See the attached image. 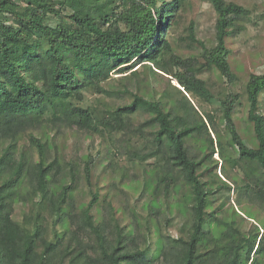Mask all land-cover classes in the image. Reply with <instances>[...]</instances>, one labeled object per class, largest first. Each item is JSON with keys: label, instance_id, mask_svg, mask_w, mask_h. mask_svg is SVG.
<instances>
[{"label": "trees", "instance_id": "16d2710c", "mask_svg": "<svg viewBox=\"0 0 264 264\" xmlns=\"http://www.w3.org/2000/svg\"><path fill=\"white\" fill-rule=\"evenodd\" d=\"M187 1L0 0V264H264V221L256 214L264 212V71L249 74L243 88L252 147L234 121L240 94L214 93L200 76L215 68L236 82L226 39L244 29L239 21L249 10L208 0L215 42L197 39L190 24L201 52L183 56L168 35ZM113 73L122 79L117 92L131 100L111 109L86 104L85 93H103ZM156 75L167 80L164 100L140 90L146 81L154 87ZM141 110L150 116L134 126L131 115ZM75 127L101 137L120 132L128 143L151 128L152 145L139 158L155 153L150 171L160 175L157 184L144 179L133 207L146 212L144 228L132 212L131 229L92 180L100 153L73 164L50 136ZM137 152L125 154L130 161ZM83 183L90 190L81 204L73 193ZM153 184L163 202L152 197ZM177 193L178 207L171 204ZM232 194L237 218L225 206Z\"/></svg>", "mask_w": 264, "mask_h": 264}, {"label": "rangeland", "instance_id": "374dc122", "mask_svg": "<svg viewBox=\"0 0 264 264\" xmlns=\"http://www.w3.org/2000/svg\"><path fill=\"white\" fill-rule=\"evenodd\" d=\"M233 1L240 4L249 10V16L247 19L241 18L240 23L244 25V29L231 37L226 39L227 47L231 50L229 55V64L232 71L237 75L238 79L236 82L229 84L226 80L221 77L219 72L212 68L210 70L203 71L200 76L207 80L214 93L219 91L227 92L232 91L234 93L240 94V99L235 105L234 109V121L239 131L241 137L245 143L249 146H255V138L252 133L251 125L247 120V103L243 88L247 81L249 74L251 73H261L264 71V0H226ZM180 15L179 22L174 24L169 30V39L173 44L174 50L177 54L188 56V55H199L201 48L197 43H192L189 31L190 24H193V29L195 37L202 40L207 46L211 47L215 42V23H216V12L212 7L210 1L208 0H188L184 10L177 12ZM178 18V17H177ZM201 59V57H200ZM202 61V59H201ZM156 75L155 86L151 88L146 82H142L140 88L141 93L151 95L155 99L164 100L161 89L167 84L164 75ZM166 76V75H165ZM119 74L113 73L112 77L103 83L105 91L103 93L97 92H86L85 93V103L99 105L101 108H114L118 105H122L131 100V95L129 93H119L118 89H122L121 81H118ZM130 83V87L133 82ZM172 84L177 85L175 80L171 81ZM260 111L264 114V93L260 96ZM194 102L197 103L195 98ZM208 108L216 107V105H209L204 103ZM217 120L220 119V111L216 108ZM150 116V113L146 111H138L131 115L134 126L139 123L145 122ZM221 123L219 122V125ZM143 136L142 135H131L130 142L128 143L125 138L122 137L120 132H110L106 133L104 137H101L97 133H84L80 128L75 127L72 130H66L64 133L55 136V132L50 134L51 137L57 141L58 147H62L64 156L67 157L73 164L78 163L81 159H84L86 154L91 153L92 155H98L96 165L92 172V180L97 179V186L102 194H107L108 197L113 201V204L123 221L130 224L132 229L134 224L131 213L137 214V222L140 226L144 228L147 223L146 212L142 210L140 204L136 208V212L133 211L135 207V195H137L141 188L143 187L144 179L147 182H156L158 176L160 175V169H154L150 171L153 166V160L156 158V154L147 156L145 159H140L139 156L142 154V146L147 145L151 147V131L150 127H144ZM224 136L227 137L224 131ZM132 147V150H138V157L128 160V154L125 152ZM62 150V149H61ZM145 150V149H144ZM146 151V150H145ZM213 157L218 159L219 156L214 153ZM117 162V163H115ZM150 162V163H149ZM221 161L219 160V165ZM145 169V170H144ZM237 175V174H236ZM220 177V173L218 174ZM222 177V176H221ZM236 177H239L238 175ZM157 184V182H156ZM153 184L151 189V195L156 198L158 202H163L162 195L159 191L153 190L156 186ZM90 185L80 184L74 191V197L78 203L84 204L89 199ZM186 193V192H185ZM235 194L231 195L229 201L225 202L226 208L229 209V217L237 218L236 215L238 207L234 203ZM147 198H151L147 195ZM176 199V200H175ZM176 204V207L182 203L181 193L174 195L171 204ZM165 204L170 200L165 199ZM102 203V197L99 200V204ZM98 204V205H99ZM142 205V204H141ZM245 207L251 210L253 213L257 209L251 207L250 204L244 203ZM177 212V211H176ZM132 213V214H133ZM256 214L260 215V218L264 221V212L258 211ZM20 211L18 207L14 209L13 216L19 217ZM174 216V215H173ZM176 216V215H175ZM246 217V216H245ZM247 219H249L247 217ZM243 226L248 225V221L241 220ZM253 220V219H249ZM177 219L174 220L170 227V230L175 233L178 229ZM221 227H219L220 229ZM158 234L154 235V240L156 242ZM156 238V239H155ZM153 244V243H152ZM157 243L153 244L154 253H157Z\"/></svg>", "mask_w": 264, "mask_h": 264}, {"label": "clouds", "instance_id": "9594fccd", "mask_svg": "<svg viewBox=\"0 0 264 264\" xmlns=\"http://www.w3.org/2000/svg\"><path fill=\"white\" fill-rule=\"evenodd\" d=\"M177 85H179V84H177ZM180 87V86H179Z\"/></svg>", "mask_w": 264, "mask_h": 264}]
</instances>
